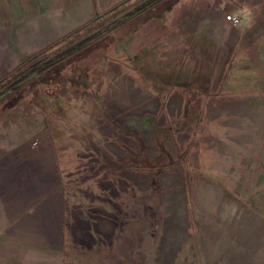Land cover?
I'll return each instance as SVG.
<instances>
[{"label": "rangeland", "instance_id": "obj_1", "mask_svg": "<svg viewBox=\"0 0 264 264\" xmlns=\"http://www.w3.org/2000/svg\"><path fill=\"white\" fill-rule=\"evenodd\" d=\"M166 23L160 62L138 51L167 33L145 28L7 91L90 26L0 69V174L25 175L28 209L10 264H264V0L182 1Z\"/></svg>", "mask_w": 264, "mask_h": 264}, {"label": "crops", "instance_id": "obj_2", "mask_svg": "<svg viewBox=\"0 0 264 264\" xmlns=\"http://www.w3.org/2000/svg\"><path fill=\"white\" fill-rule=\"evenodd\" d=\"M124 1L0 0V69L9 70L10 75L11 69H17L29 54L44 51ZM25 183V175L18 172L0 174V260L3 262L6 258V264L11 261L8 230L27 228L28 209L21 202V193H26ZM16 193L18 202H5L3 194L14 196ZM11 205L15 215L10 214ZM3 230H7V235Z\"/></svg>", "mask_w": 264, "mask_h": 264}, {"label": "trees", "instance_id": "obj_3", "mask_svg": "<svg viewBox=\"0 0 264 264\" xmlns=\"http://www.w3.org/2000/svg\"><path fill=\"white\" fill-rule=\"evenodd\" d=\"M132 1L134 0H126L114 6L113 8L102 14L100 17L74 30L71 34L62 38V40H60L58 43L48 47L44 51L37 53L32 58H29L28 60L23 62L17 68V70H19L23 65L27 64L33 59H36L40 55L51 51L65 41L73 38V36L81 33L88 27H92L90 28L91 30L86 33V35H83L81 38L68 43L64 48H61L53 52L52 54H48V56L40 62L35 63L27 70L22 71L19 74V79L16 80V85H14L13 89H8L7 91H13L16 89L15 91L18 97L23 99L25 90H22L19 84L29 78V76L37 75L39 72H45V75L47 77L49 76V73H52L50 77L51 82L55 83L57 82V78L59 77L61 70L65 67V65L78 63V61L87 58L88 55L94 53L99 48L106 50L112 49V46L117 41H120L122 37H126V35L131 36L133 34L140 35L145 28H149L150 31L153 29L160 33H163V31L164 33H167V35L165 34L163 37L161 36L160 42L151 41L150 44L144 46L142 51H138L142 54L150 51L154 53L156 62L162 61L165 51L168 50L166 41L170 32H168V25L166 22L167 19H169V13L172 12V9L174 8V6H176V4L188 0H179L178 2H173V0H139V2L135 6L130 7V10L123 14L121 17V13L117 12L118 9L126 3H130ZM166 15L167 18H165ZM125 18H127V20H125ZM174 29L178 34V32L180 31V27H174ZM142 54L138 55V53L135 52L134 56L130 57V59H132V63L135 65V68L138 67L140 62L139 60L137 61V59H139ZM73 70L75 75H78L80 77L85 76L86 79L89 75V70L87 68L74 67Z\"/></svg>", "mask_w": 264, "mask_h": 264}, {"label": "built area", "instance_id": "obj_4", "mask_svg": "<svg viewBox=\"0 0 264 264\" xmlns=\"http://www.w3.org/2000/svg\"><path fill=\"white\" fill-rule=\"evenodd\" d=\"M223 21L229 25H231L232 27H237L240 25L241 23V17L240 16H237L235 14H232V13H225L223 15ZM37 140H40V137L38 136L36 138V141ZM37 143H35L36 145Z\"/></svg>", "mask_w": 264, "mask_h": 264}, {"label": "bare ground", "instance_id": "obj_5", "mask_svg": "<svg viewBox=\"0 0 264 264\" xmlns=\"http://www.w3.org/2000/svg\"><path fill=\"white\" fill-rule=\"evenodd\" d=\"M181 226H183V225H181ZM185 226H187V225H185ZM186 228V227H185ZM185 231V230H184ZM185 233V232H184Z\"/></svg>", "mask_w": 264, "mask_h": 264}]
</instances>
